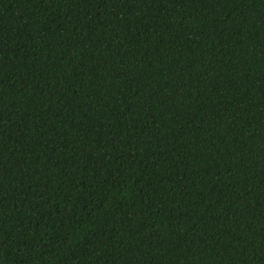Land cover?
Segmentation results:
<instances>
[{"label":"trees","instance_id":"1","mask_svg":"<svg viewBox=\"0 0 264 264\" xmlns=\"http://www.w3.org/2000/svg\"><path fill=\"white\" fill-rule=\"evenodd\" d=\"M0 264H264V0H0Z\"/></svg>","mask_w":264,"mask_h":264}]
</instances>
